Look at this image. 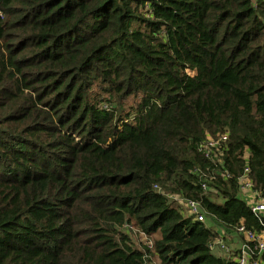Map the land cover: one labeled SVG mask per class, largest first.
<instances>
[{
	"label": "trees",
	"instance_id": "16d2710c",
	"mask_svg": "<svg viewBox=\"0 0 264 264\" xmlns=\"http://www.w3.org/2000/svg\"><path fill=\"white\" fill-rule=\"evenodd\" d=\"M244 168L264 0H0V264H235Z\"/></svg>",
	"mask_w": 264,
	"mask_h": 264
},
{
	"label": "built area",
	"instance_id": "2783aa9c",
	"mask_svg": "<svg viewBox=\"0 0 264 264\" xmlns=\"http://www.w3.org/2000/svg\"><path fill=\"white\" fill-rule=\"evenodd\" d=\"M223 139V138H222ZM216 142L208 140L206 143L207 147H213ZM247 169L244 168L241 175L238 178V196L241 201H243L250 209L251 213L257 217L261 232L255 234L253 232L244 231L243 227L237 228V233L242 236V240L238 246V254L235 259V264H262L259 256L264 250V226L261 222V217H264V201L259 198L251 189V183L247 177ZM185 209L189 215H191L195 222H203V216L198 212V206L192 201H187L185 203ZM223 250L227 251V248L220 242H216V245Z\"/></svg>",
	"mask_w": 264,
	"mask_h": 264
}]
</instances>
